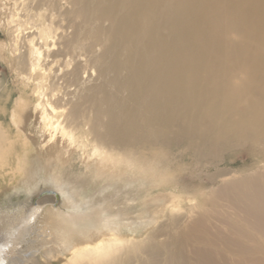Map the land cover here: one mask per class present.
I'll use <instances>...</instances> for the list:
<instances>
[{
	"label": "bare ground",
	"instance_id": "bare-ground-1",
	"mask_svg": "<svg viewBox=\"0 0 264 264\" xmlns=\"http://www.w3.org/2000/svg\"><path fill=\"white\" fill-rule=\"evenodd\" d=\"M23 9L43 11L41 31ZM0 30L22 81L16 96L0 76V183L52 184L70 208L49 206L53 240H30L55 196L3 200L0 264H43L45 246L58 264H264V0H0ZM242 145L256 168L210 163L198 201L178 193L176 152Z\"/></svg>",
	"mask_w": 264,
	"mask_h": 264
},
{
	"label": "rangeland",
	"instance_id": "rangeland-1",
	"mask_svg": "<svg viewBox=\"0 0 264 264\" xmlns=\"http://www.w3.org/2000/svg\"><path fill=\"white\" fill-rule=\"evenodd\" d=\"M43 11H31L29 9H23L21 12V17L20 19L22 20L23 23L27 22L28 25L30 26L32 25L35 29L39 31H41V23H42V19H41V15H42ZM40 16V17H39ZM39 37V35H36L34 37L35 40H37ZM9 42V38H7L0 30V43H5L7 44ZM5 55H8L10 57H12L15 52L13 50V47H7L6 50L4 51ZM59 59H61L60 57H49L47 58V63H49V67L51 68L52 66L56 65L59 62ZM42 60V59H40ZM10 61H6L5 59L0 57V76L2 78L8 79L11 81L12 86L14 87V95H19L20 91L18 92L16 88V86L18 85H22V81L21 78H15V72H13L11 70L10 67ZM16 80L18 82H16ZM29 83V82H27ZM31 90L24 88V86H22V93L24 95H28L30 93ZM34 152V150L32 151ZM251 149L250 146H240L236 149H226L225 151H222L220 154V159L221 160H208V162H195V158H193L190 154H185L182 157L179 156V154L176 152L174 154V156H172L169 160H172V162L169 163V168L171 169H178L182 172V176H183V181L182 183L179 184L178 188V193L184 192V191H192V193L194 194V196L192 197V202L198 201L199 199V192L201 191L203 188V184H201V180L199 179L200 177H204V179H207L206 176L207 174L211 173L215 168L210 166V163H217L218 166H216L218 169H233L234 172L236 174H247L248 172H250L252 169L256 168V166L258 165L257 162V157L261 156L257 154H252L254 156H252L250 154ZM112 156H118L119 153L118 152H112L111 154ZM27 157V158H26ZM30 156H27L25 154L22 155V160L21 163L26 165L28 163V159ZM111 156H107L104 159L105 160H98L100 161L101 164L106 163L110 160ZM27 160V161H26ZM179 160V161H177ZM177 161V162H176ZM18 160H15L14 162V166L16 167L18 164ZM10 181H9V177L7 178L6 181H2L0 183V205H3V208L5 210H10V209H14V205L12 203L6 202L4 203L3 200L7 201L9 200V198H21V202L18 204L22 210L27 211L29 209H32L36 206H40V202L42 201V199L46 196H55V200L54 202L51 204L47 203L46 205L42 204L41 208L42 211L40 212V214L38 215L37 220L33 223V225L31 226V230H30V234L28 239L30 240H34L33 238H35L37 235H39V238L41 237L42 240L47 241L46 239H50V242L53 240L54 235H52L50 233V231L53 230V225L51 223H47V219H48V211L47 208L49 206H53L54 210L60 209L64 212L70 211V208L66 207L67 205V193L65 190L52 186V184H44L43 182H40L38 187H36L35 189H33V191H29V190H23V189H11L9 191L10 185H9ZM51 185V186H50ZM185 188V189H184ZM112 190V188H110ZM183 190V191H182ZM64 193V194H63ZM196 194V195H195ZM66 195V196H65ZM199 195V196H198ZM185 202H189L188 199L183 198L182 199ZM20 209V210H21ZM84 218L86 217L83 216ZM46 220V221H45ZM39 231V233L41 232V234L37 233ZM32 232V233H31ZM37 233V234H36ZM46 233V236L45 234ZM34 236V237H32ZM45 236V237H44ZM53 236V237H51ZM51 237V238H50ZM40 238V239H41ZM48 239V240H49ZM44 252H42V254H37L33 257H40L41 261L43 262V264H58L60 261L57 258H50L49 256H47L45 254L46 250H47V246H45L44 248ZM63 254H60L59 257H62ZM34 258V259H35ZM32 260L28 261V263H31ZM41 263V262H40Z\"/></svg>",
	"mask_w": 264,
	"mask_h": 264
}]
</instances>
